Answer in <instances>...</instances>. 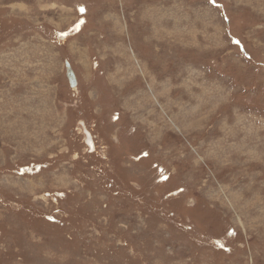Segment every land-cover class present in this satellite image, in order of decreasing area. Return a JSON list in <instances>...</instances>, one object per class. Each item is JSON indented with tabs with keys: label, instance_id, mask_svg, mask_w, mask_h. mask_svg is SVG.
Masks as SVG:
<instances>
[{
	"label": "rangeland",
	"instance_id": "rangeland-1",
	"mask_svg": "<svg viewBox=\"0 0 264 264\" xmlns=\"http://www.w3.org/2000/svg\"><path fill=\"white\" fill-rule=\"evenodd\" d=\"M0 264H264V0H0Z\"/></svg>",
	"mask_w": 264,
	"mask_h": 264
},
{
	"label": "water",
	"instance_id": "water-1",
	"mask_svg": "<svg viewBox=\"0 0 264 264\" xmlns=\"http://www.w3.org/2000/svg\"><path fill=\"white\" fill-rule=\"evenodd\" d=\"M66 77L69 81V84L72 88H74L77 85V77L76 74L71 66V63L69 61H66ZM86 135L88 138V144L91 147L90 149L93 151L92 146H91V141H90V133L86 131Z\"/></svg>",
	"mask_w": 264,
	"mask_h": 264
},
{
	"label": "bare ground",
	"instance_id": "bare-ground-1",
	"mask_svg": "<svg viewBox=\"0 0 264 264\" xmlns=\"http://www.w3.org/2000/svg\"><path fill=\"white\" fill-rule=\"evenodd\" d=\"M87 141H88V138H87ZM90 141H91V146H92V149H94V143H93V140H92V137H91V135H90Z\"/></svg>",
	"mask_w": 264,
	"mask_h": 264
}]
</instances>
